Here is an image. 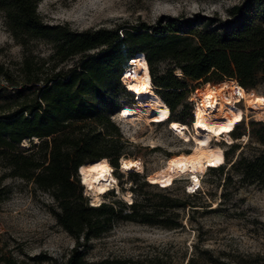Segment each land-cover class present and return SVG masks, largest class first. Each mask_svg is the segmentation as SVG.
I'll return each instance as SVG.
<instances>
[{"label":"trees","instance_id":"obj_1","mask_svg":"<svg viewBox=\"0 0 264 264\" xmlns=\"http://www.w3.org/2000/svg\"><path fill=\"white\" fill-rule=\"evenodd\" d=\"M0 12L10 35L22 45L26 40H42L52 47L48 59L28 53L15 68L0 65V182L20 179L50 196L57 223L74 240L62 264H163L158 257L91 263L85 251L92 240L102 238L118 223L175 231L184 228L183 222L191 225L196 215L220 208L191 204L190 199L201 192L184 194L185 198L163 193L155 198L142 196L128 205L115 200L92 206L83 196L78 169L106 158L116 171L119 161L128 157L125 149L130 142L111 117L128 105L125 99H133L120 79L127 61L136 55L148 65L151 84L169 109L168 122L187 124L174 114L179 107L180 114H187L192 122L186 99L197 86L234 80L249 91L264 85V0H243L228 8L223 19L166 17L127 31H75L67 25H48L37 11V0H0ZM73 59L76 63L66 66ZM163 64L166 67L161 70ZM231 135L234 140L247 135L246 143L252 138L264 147L263 123H250L247 132L236 128ZM24 141L29 143L26 149ZM244 146L229 145L223 153L225 165L209 169L232 172L238 178L237 189L262 188L264 152L247 158L242 154ZM145 177L140 190L150 186ZM231 183L229 174L221 189ZM7 193L0 185V202ZM193 248L187 264H196L199 253L205 264L245 263L224 260L223 253L213 257L209 250L199 252L197 245Z\"/></svg>","mask_w":264,"mask_h":264},{"label":"rangeland","instance_id":"obj_2","mask_svg":"<svg viewBox=\"0 0 264 264\" xmlns=\"http://www.w3.org/2000/svg\"><path fill=\"white\" fill-rule=\"evenodd\" d=\"M242 1L37 0V11L42 21L48 25H67L75 31L100 28H122V31H127L132 26L152 25L158 19L166 17L196 20L216 16L223 19L228 8ZM262 25L264 27V21ZM28 53L48 59L52 55V47L42 40H26L22 45L10 35L3 13L0 12V65L15 68ZM76 61L77 59L70 60L66 66H71ZM165 67L163 64L161 70ZM225 82L229 85L237 83L234 80ZM187 84L190 82L187 81ZM207 84L212 88L218 85ZM205 86L206 84L197 86L187 96L186 102L191 108V114L195 105L193 100L199 102L198 93ZM246 92L264 97V85ZM125 101L132 103V106H124L120 110V116L126 120L115 119L125 140L130 142V146L125 149L128 157L122 159L134 160L142 170L139 173L125 174L120 171L121 166L116 171L112 167L117 185L102 196L101 203L116 200L128 205L142 196L155 198L163 193L185 198V187L190 184L187 175H171L166 183L150 184L141 190L139 186L143 183V176H146L144 180L149 184L148 177L153 171L165 167L170 157L191 152L198 143L200 138L194 137L193 132H185L191 124L187 114H180L181 107L174 113L183 117L187 126L175 121L167 124L156 114H152L148 106L142 104L145 108L139 107L131 98ZM235 104L233 122L235 119V124L243 120L239 130L247 132L250 123L264 124L263 120L251 112L248 113L242 103L239 106L244 113ZM228 138L235 144H246L242 154L247 158L264 152V147L252 138L246 143L247 135L239 140H234L232 135ZM228 138L222 135L218 139L212 138L211 144L220 146L223 151L228 150ZM22 147L28 148V141H24ZM132 174H138L139 177L134 178ZM229 174L232 176V183L221 189L225 176ZM172 176L175 177L170 179ZM199 176L201 189L196 193L201 194L191 198V204L210 205V208H220L219 212L196 215L191 225L183 222L184 228L175 231L134 222L118 223L108 234L89 243V248L85 251L86 260L96 263L106 258L152 260L158 257L163 264H187L188 258L194 254L193 246L197 245L199 252L209 250L213 257L223 253L224 260L245 262L244 264L257 261L258 264H264V187L245 186L237 189L235 183L238 178L226 170H207ZM78 179L83 196L91 205L79 175ZM0 185L8 190L0 202V264H62L72 249L74 240L57 223L52 211L55 204L50 196L34 189L32 184L16 178H6ZM134 188H137V192L132 191ZM128 193L131 202L124 198V194ZM224 193L226 200L221 197ZM220 201L222 205L218 206ZM204 260L205 257L200 253L196 256V264H205Z\"/></svg>","mask_w":264,"mask_h":264},{"label":"bare ground","instance_id":"obj_3","mask_svg":"<svg viewBox=\"0 0 264 264\" xmlns=\"http://www.w3.org/2000/svg\"><path fill=\"white\" fill-rule=\"evenodd\" d=\"M135 57L134 74L132 79L126 82L130 93L135 96L133 101L139 107L145 108L142 104L148 106L152 114H156L160 120L167 122L170 115L169 109L159 95L153 92L147 63L144 59ZM198 99L197 103L193 100L195 117L192 120V131L188 129V134L193 132L194 137L200 140L191 152L172 156L167 160L165 167L153 171L148 177V182L151 184H164L171 175H187L189 179L192 178L190 189L195 190L200 185L199 174L206 172L209 168L223 165V150L220 146L211 144V141L212 138L218 139L221 135L228 138L235 127L242 123L243 120L235 124L236 119L233 122L234 103L236 108L243 112L237 105L242 100L243 107L248 113L251 112L264 121V97L246 92L237 83L229 85L228 82L223 81L215 88L206 84L204 90L198 93ZM227 140L230 144L233 143L231 138ZM120 166V171L125 174L139 173L142 170L141 166L132 159H121ZM78 172L85 194L90 197L92 206L100 205L102 196L117 182L112 173L113 168L106 158L86 163L80 166ZM124 198L131 202L129 193L124 194Z\"/></svg>","mask_w":264,"mask_h":264},{"label":"built area","instance_id":"obj_4","mask_svg":"<svg viewBox=\"0 0 264 264\" xmlns=\"http://www.w3.org/2000/svg\"><path fill=\"white\" fill-rule=\"evenodd\" d=\"M137 56V55H136ZM134 57L133 58H131V59H129L128 61H127V63H126V65H125V67H124V69H123V72H122V76H121V79H120V81H121V84H122V86L124 87V89L126 90V91H128L129 93H130V90L128 89V87H127V84H126V82L129 80V79H132V75L134 74V66H133V64H134ZM153 90L155 91V89L153 88ZM132 94V93H131ZM132 96H133V99H134V95L132 94ZM241 103H242V100H241ZM241 103H239V104H237L238 106L241 104ZM126 106H132V103H128V105H126ZM195 106V105H194ZM240 107V106H239ZM123 108V107H122ZM120 110L121 109H119V111L116 113V114H114L112 117H111V119L115 122V119H117L118 121H123V120H126L125 118H122L121 116H120V114L122 113V112H120ZM116 115V116H115ZM192 116H193V119H194V117H195V113H194V109L192 110ZM116 123V122H115ZM167 124L169 123L168 122V120H167V122H166ZM117 124V123H116ZM153 124H156V123H153ZM159 124H161V123H159ZM119 125V124H118ZM117 125V126H118ZM119 127V126H118ZM191 131H192V122H191V124L189 125V126H187ZM240 126H236L235 127V129L236 128H239ZM120 128V127H119ZM234 129V130H235ZM234 130L230 133V135L234 132ZM186 133H188L189 131L188 130H186L185 131ZM121 133H122V131H121ZM122 136H123V133H122ZM242 137H244V136H242ZM123 138H124V136H123ZM125 139V138H124ZM128 142H129V140H127ZM223 141H225V140H223ZM230 145V144H229ZM224 152V151H223ZM225 165V160H224V164H223V166ZM120 166V165H119ZM207 170H210V169H207ZM113 173V172H112ZM200 177V176H199ZM146 178V177H145ZM189 182L191 183L192 182V178H190L189 179ZM149 184H151L150 182H149ZM115 185H117V182L116 183H114V185H112L111 186V188L110 189H113V187L115 186ZM153 185V184H152ZM190 185V184H189ZM189 185L187 186V187H185V194L186 195H193V194H195L199 189H201V185H199L195 190H191L190 189V187H189ZM109 191V190H108Z\"/></svg>","mask_w":264,"mask_h":264},{"label":"water","instance_id":"obj_5","mask_svg":"<svg viewBox=\"0 0 264 264\" xmlns=\"http://www.w3.org/2000/svg\"><path fill=\"white\" fill-rule=\"evenodd\" d=\"M119 165H120V161H119ZM78 175H79V172H78Z\"/></svg>","mask_w":264,"mask_h":264}]
</instances>
